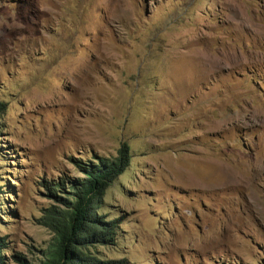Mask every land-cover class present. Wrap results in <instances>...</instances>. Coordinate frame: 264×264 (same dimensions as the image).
I'll list each match as a JSON object with an SVG mask.
<instances>
[{
	"label": "rangeland",
	"instance_id": "1",
	"mask_svg": "<svg viewBox=\"0 0 264 264\" xmlns=\"http://www.w3.org/2000/svg\"><path fill=\"white\" fill-rule=\"evenodd\" d=\"M0 100L6 264L45 258L43 182L122 143L94 253L264 264V0H0Z\"/></svg>",
	"mask_w": 264,
	"mask_h": 264
},
{
	"label": "trees",
	"instance_id": "2",
	"mask_svg": "<svg viewBox=\"0 0 264 264\" xmlns=\"http://www.w3.org/2000/svg\"><path fill=\"white\" fill-rule=\"evenodd\" d=\"M6 109L7 104L0 100V121ZM197 141L202 145V139ZM95 160L83 163L73 159L83 178L43 182L42 188L52 204L43 209L39 224L53 235V240L39 264H129L127 260H106L93 250L117 243L121 220H109L101 211L107 190L130 165L131 148L122 143L115 160ZM7 249V241L0 237V264H6ZM16 261L29 264L20 257Z\"/></svg>",
	"mask_w": 264,
	"mask_h": 264
}]
</instances>
